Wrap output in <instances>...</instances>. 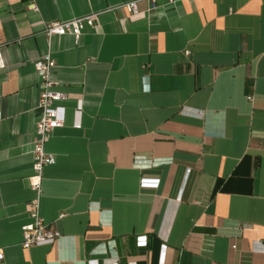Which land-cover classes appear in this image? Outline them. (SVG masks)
<instances>
[{
    "label": "crops",
    "instance_id": "0c3cea01",
    "mask_svg": "<svg viewBox=\"0 0 264 264\" xmlns=\"http://www.w3.org/2000/svg\"><path fill=\"white\" fill-rule=\"evenodd\" d=\"M153 5L0 0V264H264V0ZM89 14L76 43L43 34ZM46 54L63 123L39 216L59 239L22 249Z\"/></svg>",
    "mask_w": 264,
    "mask_h": 264
},
{
    "label": "built area",
    "instance_id": "2783aa9c",
    "mask_svg": "<svg viewBox=\"0 0 264 264\" xmlns=\"http://www.w3.org/2000/svg\"><path fill=\"white\" fill-rule=\"evenodd\" d=\"M150 5L149 14H153L156 10L153 3L154 0H146ZM171 2V0H167ZM122 8L128 15L136 13L135 2H128L122 5ZM97 14H89L68 21H53L44 26L43 34L47 40L52 37L70 36L76 43L83 31L91 28L96 20ZM187 55V52H184ZM3 67L0 58V68ZM33 70L38 79V95L36 107L39 110V116L34 125L32 140V162H31V188L35 192V197L27 204V215L30 222L20 228L21 231V248L28 249L33 246L54 244L59 235L55 232H49L45 229V225L39 216V195L41 170L43 167L53 163L52 155L44 151V144L49 133L62 126L63 108L57 103L62 101L64 95L53 90L50 80L51 71L54 68V61L49 55H43L33 62ZM79 102L75 110V114H79ZM77 128L78 124H74ZM142 186H151L153 184L142 181ZM154 186V185H153ZM58 217H61L60 215ZM230 249H234V245H230ZM2 259L0 253V261Z\"/></svg>",
    "mask_w": 264,
    "mask_h": 264
}]
</instances>
